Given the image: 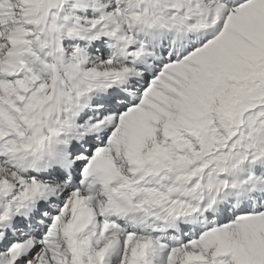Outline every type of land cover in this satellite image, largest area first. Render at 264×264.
I'll use <instances>...</instances> for the list:
<instances>
[{
	"label": "snow or ice",
	"instance_id": "6c2138e0",
	"mask_svg": "<svg viewBox=\"0 0 264 264\" xmlns=\"http://www.w3.org/2000/svg\"><path fill=\"white\" fill-rule=\"evenodd\" d=\"M0 264H264V0H0Z\"/></svg>",
	"mask_w": 264,
	"mask_h": 264
}]
</instances>
